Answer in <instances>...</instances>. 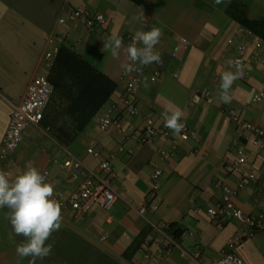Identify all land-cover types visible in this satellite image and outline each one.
Wrapping results in <instances>:
<instances>
[{
    "label": "crops",
    "instance_id": "crops-1",
    "mask_svg": "<svg viewBox=\"0 0 264 264\" xmlns=\"http://www.w3.org/2000/svg\"><path fill=\"white\" fill-rule=\"evenodd\" d=\"M71 10L102 14L106 23L95 34L87 31L84 20L57 25V19ZM141 16L163 33L156 46L163 67L157 81L151 80L156 63L140 78L137 105L159 130L164 128L162 111L178 107L184 113L181 123L196 133L180 144L174 158L165 160L160 152L171 146L175 134L138 149L134 138L144 122L124 112L115 114L119 128L99 129L100 117L124 93L120 65L126 60L123 51L119 60L114 59L110 51L102 49L103 42L116 33L128 46V36L134 37L137 30H150L137 19ZM53 32L60 48L66 47L116 87L102 104L103 86L89 83L88 70H80L78 62L64 53L58 69L52 72L58 87L43 121L28 128L23 144L10 155L9 174L14 177L26 166L36 167L48 174L54 195L58 191L69 195L76 186L68 183V172L61 169V163L76 160L86 169L98 170L115 152L111 178L116 201L109 210L95 205L78 217L62 209L61 228L48 241L53 245L52 253L36 264H206L219 258L244 229L239 220L219 226L204 212H194L196 207L204 210L221 201L219 181L236 187L242 176L251 174V185L234 202L245 216L264 214V153L243 144L240 171L226 170L239 148L234 145L237 125L228 109L264 129V99L252 101L255 94L264 93V0H224L218 5L214 0H0V149L13 110L39 69ZM181 37L189 46L175 58ZM235 44L246 48L242 54L244 75L232 86V102L223 104L218 71L228 69ZM255 53L261 61L255 59ZM176 72L178 77H174ZM207 92L212 102H208ZM93 140L99 143L101 155L97 158L87 153ZM155 163L162 165L164 175L151 197ZM85 176V172L80 174L81 179ZM144 206L148 213L141 215L139 209ZM4 214L7 208L0 209V218H6ZM6 223L3 226L0 220V264H29L30 257L20 259L15 251L24 237L15 236L8 219ZM173 227L190 235L175 238ZM168 236L178 246L164 259L159 249L170 247ZM233 250L246 264H264V232L236 244Z\"/></svg>",
    "mask_w": 264,
    "mask_h": 264
},
{
    "label": "built area",
    "instance_id": "built-area-1",
    "mask_svg": "<svg viewBox=\"0 0 264 264\" xmlns=\"http://www.w3.org/2000/svg\"><path fill=\"white\" fill-rule=\"evenodd\" d=\"M77 20H84L87 31L90 34L99 32L106 23V19L102 14H96L89 11L71 10L64 12L58 19L57 25H64L68 22ZM251 32H249L250 34ZM130 43L133 42V36H128ZM47 50L40 59L39 69L35 71L32 81L27 87L22 101L14 108L7 132L3 138L0 149V165L3 170L8 172V159L12 153L18 150L24 142L25 132L31 126H39L44 118V113L48 108L51 99L55 93V86L48 79V72L54 66L55 60L59 54V38L54 32L48 37ZM140 46V45H138ZM189 46V41L181 37L176 46L173 57L178 58L181 50ZM245 46L242 44H235L233 47V54L230 59H239L245 65L243 52ZM255 59L261 61L259 53H255ZM141 71L121 74V81L124 83V93L119 100L111 104L105 113L99 119V129L102 132L108 131L111 127H120V123L115 114L124 112L129 116L140 118L144 122V126L140 133L135 136L136 148L140 149L147 145L153 144L159 137L165 139L171 138L174 134L171 130L164 127L159 130L154 125L153 120L140 110L136 102V94L140 89V78L145 74L150 67L138 65ZM162 64H155L153 67L151 80L157 81L162 75ZM179 73H175L174 77H178ZM208 102H212L211 94L206 93ZM264 99V93L260 92L253 96L252 101L258 103ZM230 118L236 123L238 130V139L234 141V145L238 146L235 160L228 166L226 170L230 173H237L243 165L244 150L241 148L243 144H250L257 150L264 153V129L257 124L245 121L241 118L238 111L231 108L228 109ZM196 133L185 127L180 135H177L172 140L169 148L162 149L160 152L162 159L174 158L176 151L180 144L190 137H195ZM99 143L93 140L87 148V153L95 158L101 155L98 150ZM134 153V150L130 151ZM116 157L115 152H111L107 159L100 163L98 170L86 169L83 164L76 160H70L61 163L60 167L63 171L68 172V183L75 185L76 189L69 195L63 191L55 193L54 198L57 199L62 209L70 210L76 217L87 214L92 206H98L101 209L109 210L116 201V194L112 187V160ZM86 173L84 179H81L80 174ZM164 175L163 167L160 163L153 165L152 181L150 195L154 197L158 191V183ZM253 176H242L236 187H230L222 181L218 182L219 188L222 190V199L216 205L201 209L196 207L194 212L199 214L204 212L207 217L215 224L223 226L230 220H239L244 224V229L240 234L231 239L227 250L217 259L207 262L206 264H246L237 254L234 253L236 244L245 239L253 238L256 234L264 232V214H259L256 217L245 216L235 205L234 200L239 194L252 183ZM46 180L50 182L48 174ZM141 215H146L148 209L144 206L139 209ZM182 237L190 235L189 232H182ZM169 237V236H168ZM170 247L166 249L160 248L159 253L164 259H167L172 247L178 246L176 240L169 237ZM185 256L183 252L181 254ZM150 258L149 254L145 256Z\"/></svg>",
    "mask_w": 264,
    "mask_h": 264
},
{
    "label": "clouds",
    "instance_id": "clouds-1",
    "mask_svg": "<svg viewBox=\"0 0 264 264\" xmlns=\"http://www.w3.org/2000/svg\"><path fill=\"white\" fill-rule=\"evenodd\" d=\"M221 3H224V0H214L216 5ZM137 19H142L143 28L150 27V30H137L133 42L128 46L123 45L122 37L116 33L103 42L102 49L110 51L114 59L119 60L123 51L126 60L120 66L126 75L141 71L138 65L163 63L161 53L156 50L163 36L161 29L155 25L149 26L143 16ZM228 66L227 70L218 71L219 100L223 104L232 102V86L244 75L241 60L230 59ZM144 86H148L147 79ZM183 115V111L178 107L165 108L161 113L164 127L175 135H180L185 128V124L181 123ZM46 175L33 166H26L25 170L14 177L0 170V209L9 210L6 215L15 236L24 237V240L17 244L15 251L20 259L30 257L29 264H36L38 259L43 260L51 255L53 245L48 241L53 232L60 230L63 219L62 206L54 198V185L46 180Z\"/></svg>",
    "mask_w": 264,
    "mask_h": 264
},
{
    "label": "trees",
    "instance_id": "trees-1",
    "mask_svg": "<svg viewBox=\"0 0 264 264\" xmlns=\"http://www.w3.org/2000/svg\"><path fill=\"white\" fill-rule=\"evenodd\" d=\"M64 53H69L70 55V59L69 60H75L78 62L79 66H80V70H88V77L89 78V83L91 82L92 84H100L103 86L105 93H104V100L102 102V104H105L109 97L111 96V94L113 93V91L115 90L116 85L104 74L100 73L99 71H97V69H95L93 66H91L90 64H88L87 62L81 60L78 56H76L73 52L71 53L70 51H68V49L66 47H61L59 50V54L55 60L54 66L51 69V74H48V79L49 81L55 86V89L58 87V81L56 80V77L54 75H52V72H54L55 70L58 69V66L60 65L61 61H62V55H64ZM71 66L73 67V63H71ZM72 68H68V70H70ZM172 231H175L173 236L175 238H177L178 236H180L182 234V230L180 229H176V228H172Z\"/></svg>",
    "mask_w": 264,
    "mask_h": 264
},
{
    "label": "rangeland",
    "instance_id": "rangeland-1",
    "mask_svg": "<svg viewBox=\"0 0 264 264\" xmlns=\"http://www.w3.org/2000/svg\"><path fill=\"white\" fill-rule=\"evenodd\" d=\"M8 211H9V210L7 209V212H8ZM4 216H6V215L4 214ZM6 219H7V217H6V218H5V217H1V218H0V220H1L3 226H6V224H7V223H6Z\"/></svg>",
    "mask_w": 264,
    "mask_h": 264
}]
</instances>
